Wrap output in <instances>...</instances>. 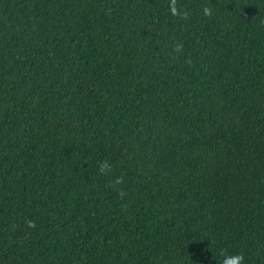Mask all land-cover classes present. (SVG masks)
Wrapping results in <instances>:
<instances>
[{
  "label": "trees",
  "instance_id": "trees-1",
  "mask_svg": "<svg viewBox=\"0 0 264 264\" xmlns=\"http://www.w3.org/2000/svg\"><path fill=\"white\" fill-rule=\"evenodd\" d=\"M226 255L264 264V0H0V264Z\"/></svg>",
  "mask_w": 264,
  "mask_h": 264
},
{
  "label": "clouds",
  "instance_id": "clouds-1",
  "mask_svg": "<svg viewBox=\"0 0 264 264\" xmlns=\"http://www.w3.org/2000/svg\"><path fill=\"white\" fill-rule=\"evenodd\" d=\"M204 14L207 16L210 15L211 12L209 9L205 8ZM99 170L101 174H106L110 172L111 166L109 165L108 162L105 161L100 165ZM116 183L117 184L122 183V180L120 178H117ZM243 262H244V257L242 255H226L223 264H243Z\"/></svg>",
  "mask_w": 264,
  "mask_h": 264
}]
</instances>
